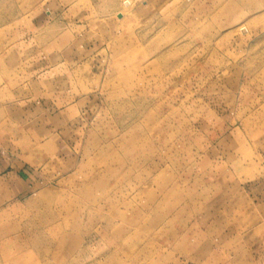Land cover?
I'll return each instance as SVG.
<instances>
[{"label": "rangeland", "instance_id": "obj_1", "mask_svg": "<svg viewBox=\"0 0 264 264\" xmlns=\"http://www.w3.org/2000/svg\"><path fill=\"white\" fill-rule=\"evenodd\" d=\"M3 174L0 264H264V0H0Z\"/></svg>", "mask_w": 264, "mask_h": 264}, {"label": "crops", "instance_id": "obj_2", "mask_svg": "<svg viewBox=\"0 0 264 264\" xmlns=\"http://www.w3.org/2000/svg\"><path fill=\"white\" fill-rule=\"evenodd\" d=\"M7 176H5V174H3V177L0 179V184H1L0 186H3L4 188H6L7 191H9V192H15V187L13 186V182L9 179L7 181H4L5 177H7Z\"/></svg>", "mask_w": 264, "mask_h": 264}, {"label": "bare ground", "instance_id": "obj_3", "mask_svg": "<svg viewBox=\"0 0 264 264\" xmlns=\"http://www.w3.org/2000/svg\"><path fill=\"white\" fill-rule=\"evenodd\" d=\"M153 163V162H152ZM106 171L109 170V169H105ZM102 181V180H101ZM100 182V181H99Z\"/></svg>", "mask_w": 264, "mask_h": 264}]
</instances>
